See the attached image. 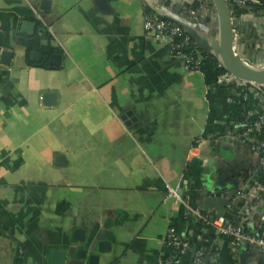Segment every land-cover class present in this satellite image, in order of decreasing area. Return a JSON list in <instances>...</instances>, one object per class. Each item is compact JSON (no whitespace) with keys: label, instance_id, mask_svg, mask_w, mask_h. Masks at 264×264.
Listing matches in <instances>:
<instances>
[{"label":"crops","instance_id":"obj_1","mask_svg":"<svg viewBox=\"0 0 264 264\" xmlns=\"http://www.w3.org/2000/svg\"><path fill=\"white\" fill-rule=\"evenodd\" d=\"M195 1L203 15L205 1ZM146 5L0 0V264H51L53 251L64 264H192L166 250L171 228L210 264H264L260 247L235 252L210 224L244 206L238 175L251 180L259 168L252 146L232 137L237 95L216 84L207 61L190 70L169 39L150 33ZM241 20L264 41V13ZM37 24L56 53L27 52ZM241 41L234 33L235 52L254 60L259 40ZM261 215L251 211L248 226Z\"/></svg>","mask_w":264,"mask_h":264},{"label":"built area","instance_id":"obj_2","mask_svg":"<svg viewBox=\"0 0 264 264\" xmlns=\"http://www.w3.org/2000/svg\"><path fill=\"white\" fill-rule=\"evenodd\" d=\"M144 1L147 3L146 7L149 8L152 12V14L147 16L146 18V29L152 34L169 39L172 42L174 53L185 59L188 69L199 71L207 60L196 59L195 57L187 55L183 52L185 46L187 47L188 51L191 49V46L195 48L194 43L192 42L190 37L188 36L181 44L175 42L176 37L182 36L184 33H186L183 27L178 23L189 29H192L193 31L197 32L203 37L208 38L209 40L212 38L210 37L211 29L209 28V24H207L204 16L205 13H202L203 15H201L198 12L187 9L185 7V5L190 4L195 0H182L184 4L183 10H185L183 11V13H176L175 10L168 7L165 3L152 4L151 0ZM226 2L233 20L235 34L236 20L239 19L240 22L242 21L241 18L235 15L234 9L236 7L246 10L249 13H264L263 2L260 1L226 0ZM165 20H168L169 22H166ZM258 40L259 42L261 41L259 37ZM218 63L219 67L223 68L222 63L219 60ZM216 84L218 86L235 84L238 87L243 88L252 86L258 91H261V89L264 88V86L252 85L242 82L236 79L227 71L224 74L217 75ZM235 98L236 103L238 104V99L237 97ZM246 98L247 96L244 97V99ZM253 108V110H250L247 113V119L255 118V121L253 123H249L247 122V120L243 122L241 121L238 128H246V132L242 135L232 136L240 140L244 139L245 142L252 144H254L255 141L251 138V135L254 132L261 131L264 128V107H257L256 105H254ZM255 108H261L262 111ZM203 141L205 140L198 141L199 147H202ZM253 151L257 154V157L259 159V166L264 167V157L261 155V153H264V143H261L256 148H253ZM256 179L257 173L254 174L251 180L249 178L247 181H244V183H246L245 185L236 187L234 189L235 191H233V193L235 197H242L246 201L244 206H242V208L237 213L232 214L231 212H229L224 216L222 215L219 217H212V219L210 220V224L215 229L218 237L230 239H227V242L229 244V247L235 252H239L240 250L251 246H258L264 252V231L262 232V226L264 225V195L261 196L259 194ZM177 193L178 191L176 190L171 191L170 197L179 198L177 196ZM259 208L262 210L259 225L256 228H250L248 226L250 220L249 213ZM189 212L187 214H189ZM192 212L190 213L197 216L200 215L198 211ZM164 241L166 243V246L172 249L173 253H177L181 257H189L192 264H210L206 258V250H204L200 246L197 248L193 247L189 241L179 237L175 229L171 228L168 231ZM172 259L173 257L170 259V261L162 264H171Z\"/></svg>","mask_w":264,"mask_h":264},{"label":"trees","instance_id":"obj_3","mask_svg":"<svg viewBox=\"0 0 264 264\" xmlns=\"http://www.w3.org/2000/svg\"><path fill=\"white\" fill-rule=\"evenodd\" d=\"M165 4L167 6H169L171 4V2L169 0H166ZM187 9L190 10H198L199 7L201 6V3L194 1L193 4H187L185 5ZM263 6H264V2H263ZM146 8V15L149 16L152 14L151 10L147 7ZM235 15L238 16L239 18H241V16L245 15L246 13H248L246 10L240 9L238 7H236L235 9ZM183 13V11H182ZM166 22H169L168 20H165ZM207 21L209 22L210 19L207 18ZM235 30H236V34L242 39L240 44H245V47L248 48L249 43H252V46L255 47L256 46V38L250 34L247 33L243 30L241 22L239 19L236 20V24H235ZM188 37V35L186 33H184L182 36H178L175 38V42L178 44H181L182 42L185 41V39ZM43 38L46 39H51L50 34L48 33L47 30H45L43 28L42 25L37 24L36 25V32L35 34L28 38V39H24L23 40V44L24 46L27 48V52L30 53L33 50L36 51H40L42 54H46V56H50L51 54L56 53V50L51 48V47H47V48H43V46L41 45V41L43 40ZM183 52L187 55H191L193 57H195L196 59H206L207 62L214 68L217 70L218 74H224L226 72V70L224 68L219 67V63H218V59L217 57L212 54L211 52L208 51H204L202 49H198V48H193L191 46V49L188 51L187 47H184ZM48 60H44L43 63L45 65V62H47ZM224 87H227L229 90H231L232 94L237 95L238 98V105H239V114H240V122L242 121H246L249 123H253L255 121V118H249L247 119V113L250 110H253L254 105H256L257 107H264V88L261 89V91H258L256 88L252 87V86H248L246 88L243 87H238L235 84H226L223 85ZM247 96L246 99H244V97ZM255 109H259L260 111L261 108H255ZM263 113V112H261ZM246 132V128H238L237 132L235 133L236 135H242L243 133ZM234 134V132L232 133ZM251 138L255 141L254 144L249 143L250 146H252V148H256L258 145H260L261 143H264V128L261 131H256L251 135ZM244 141V139H242ZM261 155L264 157V153H261ZM238 176H240L241 178H243L244 180H248L250 178V173L248 172H243L241 174H239ZM257 188L259 189V194L262 196L264 195V167L259 166L258 170H257ZM249 231V230H248ZM264 231V225L262 226V232ZM228 239V238H227ZM230 240V239H228ZM167 251L172 253V249L168 248L166 249Z\"/></svg>","mask_w":264,"mask_h":264},{"label":"water","instance_id":"obj_4","mask_svg":"<svg viewBox=\"0 0 264 264\" xmlns=\"http://www.w3.org/2000/svg\"><path fill=\"white\" fill-rule=\"evenodd\" d=\"M212 1L217 11V16L219 20V39L216 38L215 40H212L211 38L209 40L208 38L201 36L192 29H189L180 23L178 24L183 27L186 34L194 43L195 48L202 49L204 51H208L214 54L217 59L222 63L223 68L231 75H233L236 79L248 84L264 86V71H257L254 67L256 65H253L249 61L243 59L234 50V24L226 0ZM175 12L179 13L178 11ZM33 30L34 26L30 23H27L23 27V32L26 34H31ZM212 43L217 44V47H219L217 53L212 50ZM244 253H242L241 255L243 263L247 260V257L249 256L247 251H245ZM64 262V252L53 251L51 253V264H64Z\"/></svg>","mask_w":264,"mask_h":264},{"label":"rangeland","instance_id":"obj_5","mask_svg":"<svg viewBox=\"0 0 264 264\" xmlns=\"http://www.w3.org/2000/svg\"><path fill=\"white\" fill-rule=\"evenodd\" d=\"M202 1H205V4H207V6L204 4V6H205V9H204L205 10V19L207 20V18H209V19L214 20L212 23H211V21H209V22L207 21V24H209L208 26L211 29L210 37H213V36L215 37L216 35L219 34L220 28H219V24L217 22V19L215 17L216 11L213 8V1L212 0H202ZM209 3L211 6V9L209 8ZM212 34H213V36H212ZM262 42H264V41L259 42L260 47L255 50L257 52L253 53L254 60H251L249 54L246 53L245 49H244V51H243L244 53H243L242 52L243 49L237 47V52L242 58H244L243 56H245V58L247 59L246 56L248 55V59L251 60L250 61L251 64L256 65L257 67H260V68H262V70H264V45L262 44Z\"/></svg>","mask_w":264,"mask_h":264},{"label":"bare ground","instance_id":"obj_6","mask_svg":"<svg viewBox=\"0 0 264 264\" xmlns=\"http://www.w3.org/2000/svg\"><path fill=\"white\" fill-rule=\"evenodd\" d=\"M219 36H220V31H219ZM218 48H219V47L216 46L215 53H217ZM253 68H254V67H253ZM255 69H256L257 71H264V70L259 69V68H257V67H255Z\"/></svg>","mask_w":264,"mask_h":264}]
</instances>
